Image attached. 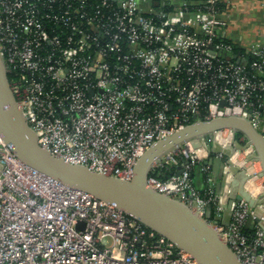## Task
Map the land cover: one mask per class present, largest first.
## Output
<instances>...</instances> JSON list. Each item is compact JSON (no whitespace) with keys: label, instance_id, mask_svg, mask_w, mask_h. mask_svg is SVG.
Wrapping results in <instances>:
<instances>
[{"label":"built area","instance_id":"1","mask_svg":"<svg viewBox=\"0 0 264 264\" xmlns=\"http://www.w3.org/2000/svg\"><path fill=\"white\" fill-rule=\"evenodd\" d=\"M219 1L0 0V58L38 146L129 180L149 146L196 120L240 116L264 135V46L236 52L220 37ZM235 139L224 128L200 137V150L188 142L155 167L181 172L153 168L147 183L204 218L242 264H264V203L229 196L233 166L261 179L254 199L264 177L253 146L238 150ZM205 140L233 151L210 153ZM213 156L221 192L202 163ZM0 264L199 263L115 205L28 166L0 137Z\"/></svg>","mask_w":264,"mask_h":264},{"label":"water","instance_id":"2","mask_svg":"<svg viewBox=\"0 0 264 264\" xmlns=\"http://www.w3.org/2000/svg\"><path fill=\"white\" fill-rule=\"evenodd\" d=\"M229 128L240 133L233 147L244 149L252 145L254 153L248 158L259 161L264 177V135L240 116H221L210 120H196L173 134L156 140L138 158L132 177L124 180L89 169L84 165L71 164L51 155L37 144L35 133L27 125L21 108L8 82L7 73L0 58V137L16 156L38 172L59 182L115 205L148 228L163 235L178 248L190 253L199 264H242L228 247L221 234L204 218L180 201L159 193L147 183L148 175L161 161L168 159L182 145L190 143L200 148V137ZM212 152L223 151L229 155L232 146L222 148L213 141ZM220 162L222 169V161ZM176 173L182 170L179 165ZM235 178L231 183L230 198H245L251 205L264 203V197L254 199L244 188L247 182L245 170L232 167ZM222 173V172H221ZM236 194V195H234ZM238 194V195H237ZM264 195V191H263ZM225 216L229 214L228 209ZM227 224V221H223Z\"/></svg>","mask_w":264,"mask_h":264},{"label":"crops","instance_id":"3","mask_svg":"<svg viewBox=\"0 0 264 264\" xmlns=\"http://www.w3.org/2000/svg\"><path fill=\"white\" fill-rule=\"evenodd\" d=\"M219 5L220 16L226 21V25L219 33L220 37L231 42L238 50L264 46V0H220ZM206 162L211 166L214 189L216 192L223 191L220 162L215 160L214 156L202 160V163ZM169 164L174 165L173 162ZM200 170L195 167L191 172V178L195 186L203 190L207 182Z\"/></svg>","mask_w":264,"mask_h":264},{"label":"trees","instance_id":"4","mask_svg":"<svg viewBox=\"0 0 264 264\" xmlns=\"http://www.w3.org/2000/svg\"><path fill=\"white\" fill-rule=\"evenodd\" d=\"M235 51L236 52H239V50L237 48L235 49ZM239 137H240V133L236 132V138H239ZM176 158H179V157L177 156ZM196 167H198L200 169V165H197ZM175 170H176V167L174 165L173 166L167 165V166H162V167L159 166V167L155 168V171L154 172H151V173L158 174V177L163 178V176L168 175V174H170L171 172H173ZM201 173L203 174L204 179L206 180L205 173L202 172V171H201ZM206 187H207V184L204 187V189H206ZM204 189L203 190H200V191L203 192Z\"/></svg>","mask_w":264,"mask_h":264},{"label":"bare ground","instance_id":"5","mask_svg":"<svg viewBox=\"0 0 264 264\" xmlns=\"http://www.w3.org/2000/svg\"><path fill=\"white\" fill-rule=\"evenodd\" d=\"M200 150L201 148H197V150ZM238 150H240V149H238ZM256 177H254V178H249L248 180H247V182H246V184H245V189L249 192V193H251L252 195H254L257 191H259V192H261L262 191V188H261V186H260V184L258 183L257 185H256ZM255 185H256V187L257 188H255Z\"/></svg>","mask_w":264,"mask_h":264},{"label":"rangeland","instance_id":"6","mask_svg":"<svg viewBox=\"0 0 264 264\" xmlns=\"http://www.w3.org/2000/svg\"><path fill=\"white\" fill-rule=\"evenodd\" d=\"M263 131H264V130H263ZM235 141H238L239 143L244 144V141H245V140L241 141V140H239L238 138H236ZM205 142L207 143L208 152L212 153V151H211V150H212V144H211V143H208L207 140H205ZM241 157H242V155H241ZM257 166H258V165H257ZM259 181H261V179H258V180H257V184L259 183ZM255 188H257L256 185H255Z\"/></svg>","mask_w":264,"mask_h":264}]
</instances>
